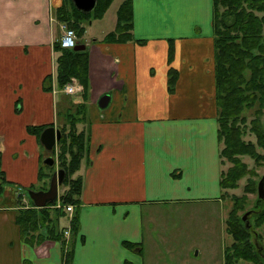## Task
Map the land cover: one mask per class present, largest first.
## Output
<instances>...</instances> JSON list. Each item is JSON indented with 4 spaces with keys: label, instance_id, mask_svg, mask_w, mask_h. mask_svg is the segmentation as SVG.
I'll list each match as a JSON object with an SVG mask.
<instances>
[{
    "label": "crops",
    "instance_id": "0c3cea01",
    "mask_svg": "<svg viewBox=\"0 0 264 264\" xmlns=\"http://www.w3.org/2000/svg\"><path fill=\"white\" fill-rule=\"evenodd\" d=\"M125 1L97 16L98 0L91 11L73 0H0V264H65L61 240L34 245L21 236L17 216L28 200L17 188L41 182L42 132L67 134L81 103L87 118L70 126L87 134L79 227L67 236L72 264L166 263L173 246L164 248L171 227L163 216L223 200L214 0H132L131 40L108 42ZM67 4L87 13L75 49L89 54L87 83L75 96L64 87L78 76L61 85L56 49Z\"/></svg>",
    "mask_w": 264,
    "mask_h": 264
},
{
    "label": "trees",
    "instance_id": "16d2710c",
    "mask_svg": "<svg viewBox=\"0 0 264 264\" xmlns=\"http://www.w3.org/2000/svg\"><path fill=\"white\" fill-rule=\"evenodd\" d=\"M111 1L98 0L97 8H95L96 15L102 16ZM214 4L216 98L221 108L219 109L218 117L220 141L224 143V148L221 149V156L225 155L233 162L228 172L223 171L222 173L220 183L222 184V189L225 190L226 188L239 187L240 182L238 180L248 173L256 172L255 170L252 172L247 170V163L241 160L240 156L251 154L254 158L262 159V155L257 151L258 146L253 144V142L246 143L244 141L242 132H245L246 129L241 124L242 122L244 124L247 123V115L242 116L244 109H253L254 107L258 109V106L262 109L264 108V0H214ZM131 6L132 0H126L119 7L117 32H113L108 36V42L129 38L131 40L132 33L130 30H132L133 25ZM63 12L65 11L61 9L60 18L65 20V16L61 15ZM73 14L76 16H87V13L76 9ZM76 29L79 32L78 34L82 32L79 25L76 26ZM56 49L61 52L59 57V80L61 85H64L69 77L75 74L83 81L85 88L88 72L87 52L64 49L60 46V43L56 45ZM173 51L172 47L169 53L170 59L173 56ZM169 78L171 89H173L176 76L171 72ZM260 120V113H257L251 121L253 126L251 132L257 135L258 145L264 149V126ZM84 136V131H78L75 126L69 129L67 134L62 131L59 144H62L63 155H70V162L67 157L68 169L70 166L81 167L83 160L82 148L85 147ZM258 163L261 164V162L257 161ZM64 169L66 170V168ZM66 176L68 175L66 174ZM81 176L73 179L75 187L65 196L67 202L75 205H79L81 201L80 196L83 185ZM251 183L245 187L246 192L253 191L254 186L252 187V185L254 183ZM245 199H247L246 196L242 198L239 196L234 197L233 205L235 207L230 211L229 219L227 218L229 220L227 225L230 231L228 232L233 234L235 242L232 246L226 248V264H233L232 258L234 256L238 259L254 261H258L260 257L255 253L254 245L250 240L251 225H248L246 221L245 226L241 221L235 219L236 216H234ZM261 202L264 205V200ZM32 206L20 210L17 222L20 225L21 236L26 241L32 240L29 243L35 245L42 242L45 237L49 238L52 234L54 235L55 231L51 228L52 234L49 233L48 237L43 233H38V239H36L35 235L37 233H34V231H37L43 223L45 224L46 221L41 215H46L48 207L37 209L34 207V203H32ZM252 212L257 214V216H264V210L260 211L258 209ZM73 220L75 222H72V229L73 232H77L79 227L77 215H75ZM230 220H233L234 223H231ZM233 226L235 227L234 230L232 229ZM52 238L55 237L53 236ZM68 251L69 261L67 262L66 258L65 264H72L73 248ZM125 264L133 263L126 261Z\"/></svg>",
    "mask_w": 264,
    "mask_h": 264
},
{
    "label": "rangeland",
    "instance_id": "374dc122",
    "mask_svg": "<svg viewBox=\"0 0 264 264\" xmlns=\"http://www.w3.org/2000/svg\"><path fill=\"white\" fill-rule=\"evenodd\" d=\"M201 7H205V1L202 2ZM67 7V8H66ZM62 13L63 16H65V20L67 23L73 27L76 31V34L78 35L79 32H77L76 26L79 25L80 27V20L83 18V16H76L73 14V8H70L69 4H67ZM215 9V8H214ZM223 9V8H222ZM202 13V11H201ZM215 16V15H214ZM107 17H110V14H108ZM106 26H112L110 22L106 21L104 22ZM264 26V25H263ZM81 28V27H80ZM94 33V32H92ZM89 33V34H92ZM89 56V54H88ZM86 56L87 58H89ZM72 60V59H71ZM88 63V60H87ZM72 78H76L77 84L81 87V91H78L77 94L82 93L84 90V85L81 81V79L76 76H72L69 81L72 80ZM75 82V81H74ZM69 96H75L70 95ZM78 108V111L76 112ZM75 110V113L73 114L72 118L67 119V123L69 121V124L67 125V131H69L71 123L73 124L77 122L80 117L87 118V106L85 104H80L79 107H77ZM219 109L220 105H219ZM242 116L247 115V123L241 124L243 128H245V132H242L244 141L246 143L253 142V144H256L257 151L259 154L262 155V159L253 157L251 154H243L240 156L241 160L245 161L247 163V170L249 171H256L253 173L246 174L243 178L238 180L240 182L239 187L235 188H226L223 190V200L220 201H209V204H207L204 208L201 207H186L182 208V211L180 212H168L166 215L163 216L162 221H165L167 225H170L171 228L170 231H168L165 236L167 240L164 241V248L167 246H173L170 250H165V256L166 263L160 262L158 260V263L155 264H226V248L228 246H232L235 242L234 237L232 236V233H229V227L228 223L229 218L228 215L230 211L233 210L235 207L234 204V197L239 196L242 198L243 196L247 199L243 200V204H241V207L237 209L235 212V215L237 220L241 221L244 225L246 224L243 216L246 213H249L247 218L249 220V224L251 225V233H250V240L254 245V251L257 253L260 257L258 261L254 260H245V259H238L236 256L232 258L233 264H264V216L258 215L253 213V210H264V205L261 202L264 200V198L260 197V193H258V187L259 183L262 177H264V149L258 145V137L256 134L252 133L253 126L251 125V121L255 118L257 113H260V122H262V125L264 126V108H260L258 106V109L255 107L253 109H244ZM263 112V113H262ZM72 120V121H71ZM231 123V122H230ZM86 124V123H85ZM84 125V124H83ZM84 131V130H83ZM85 138L87 139V134L85 135ZM87 142L85 143V147L82 148L83 155L82 159H86V152H87ZM222 149L224 148V143L222 142ZM53 156L55 159V163L53 165H48L47 163H43L44 169L43 173L41 172V182L35 186L32 187H23V189L20 190L18 187V191H22L24 195H26V199L28 200L25 204L22 199L21 204L27 207H33L32 203L33 200L29 196V190H38V189H44L47 190L50 186V181L52 174L57 171L59 168H66L67 175L63 183L59 187V200L62 201V206H66L69 204V202L66 201L65 196L67 193L70 192V190H73L75 185L73 184V179L78 178L81 176V167L77 166H70V168H67V157L68 161L70 162V155H63V148L62 144H59L57 141L56 145L54 146L53 150H48L46 148L44 152V157ZM221 159L223 161V169L222 171L228 172L229 167L233 165V162L230 161V159L222 155ZM66 160V162H64ZM257 161L261 162L257 164ZM2 167L0 165V189L3 188V185H6V181L3 178V174L1 171ZM76 169V170H75ZM73 171V172H72ZM254 184L252 185L253 191L246 192L245 187L247 184ZM262 199V200H261ZM241 201V199H240ZM72 204V203H71ZM74 204V203H73ZM35 208H41L34 205ZM44 208V207H42ZM75 212V211H74ZM66 213V214H65ZM67 211H63L61 208L54 209L52 207H48L46 211V215L43 216V219L46 221L45 224L43 223L41 227L37 231H34V233H37L35 235L36 239H38L37 235L38 233H43L45 236H47L49 233H51V228L54 229L55 233L54 235L50 236L49 238H44L42 242L46 241L47 239H53V240H61L64 244V256L65 261L67 258V262L69 261V257L67 256V251L71 250V246L67 248V234H65L66 227L61 225L60 218L63 216H67ZM45 216V217H44ZM69 216V215H68ZM75 217V216H74ZM73 212H71L70 218L71 221L74 223L75 220H73ZM69 218V217H68ZM228 218V219H227ZM231 221V220H230ZM66 223L65 220L62 221V224ZM231 223H234L233 220ZM246 226V225H245ZM42 229V230H41ZM231 229V228H230ZM232 229L234 230L235 227L233 226ZM41 231V232H39ZM229 231V232H228ZM55 238H52V237ZM48 237V236H47ZM40 238V237H39ZM32 240H27V242H30ZM36 242V241H34ZM40 242V243H42ZM160 243V242H159ZM163 247V244L161 246V249ZM68 251V252H69ZM231 251V250H230ZM230 253V252H229ZM235 254V252L233 251ZM236 255V254H235ZM66 263V262H65Z\"/></svg>",
    "mask_w": 264,
    "mask_h": 264
},
{
    "label": "water",
    "instance_id": "95a60500",
    "mask_svg": "<svg viewBox=\"0 0 264 264\" xmlns=\"http://www.w3.org/2000/svg\"><path fill=\"white\" fill-rule=\"evenodd\" d=\"M75 5L83 11H91L94 9L97 0H73ZM77 49H79L77 47ZM110 100V95L105 94L101 97L99 101V105L101 107H105L108 105ZM61 138V131L56 129L54 126H49L42 132L41 140L42 143L48 150H53L56 145L57 140ZM48 165H53L55 163V159L53 156H48L44 160ZM66 176V170L64 168H60L55 171L52 175L50 186L47 190H29V195L31 199L34 201L35 205L38 207H44L48 203L54 202L59 194V185L63 183ZM258 193H260V197L264 198V177L261 178ZM249 213H246L243 218L247 221L249 225V220L247 218Z\"/></svg>",
    "mask_w": 264,
    "mask_h": 264
},
{
    "label": "built area",
    "instance_id": "2783aa9c",
    "mask_svg": "<svg viewBox=\"0 0 264 264\" xmlns=\"http://www.w3.org/2000/svg\"><path fill=\"white\" fill-rule=\"evenodd\" d=\"M75 37H76L75 31L72 28L68 27L66 24L63 25V35L61 38V45L66 48L75 46L76 44ZM76 82H77L76 78H72V80L68 84H66L64 88L65 92L73 94L81 90V87ZM57 206L61 207V203H58ZM72 208H73L72 206H68L69 210H72Z\"/></svg>",
    "mask_w": 264,
    "mask_h": 264
}]
</instances>
